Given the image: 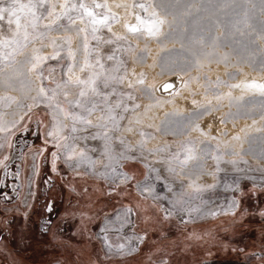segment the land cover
Listing matches in <instances>:
<instances>
[{
    "label": "rangeland",
    "instance_id": "374dc122",
    "mask_svg": "<svg viewBox=\"0 0 264 264\" xmlns=\"http://www.w3.org/2000/svg\"><path fill=\"white\" fill-rule=\"evenodd\" d=\"M130 3L123 34L111 31L118 15L95 7L104 0H16L22 25L31 11L39 17L27 42L15 37V17L3 14L0 41L19 43L0 60V127L10 129L0 131V170L19 139V198L38 163L34 153L72 175L68 167L80 166L90 186L100 185L98 206L93 210L90 195L61 236L74 254L49 264H264V96L236 86L264 75V0ZM141 3L152 7L145 12ZM85 9L97 19L108 15L107 24L91 23ZM153 11L165 21L157 35L129 30ZM56 37L64 41L57 45ZM36 57L44 59L32 71ZM168 78L182 80L185 103H160L159 85ZM151 106H159L154 119L143 118ZM17 210H24L20 199H0L1 215ZM118 213L122 226L102 229ZM14 255L0 245V264H19Z\"/></svg>",
    "mask_w": 264,
    "mask_h": 264
},
{
    "label": "flooded vegetation",
    "instance_id": "af4514ba",
    "mask_svg": "<svg viewBox=\"0 0 264 264\" xmlns=\"http://www.w3.org/2000/svg\"><path fill=\"white\" fill-rule=\"evenodd\" d=\"M61 109L64 111L63 107ZM56 133L57 131L51 137L56 139ZM17 141H14L16 147L0 170V199L5 201L20 199V206L24 210L11 212L8 218L0 214V245L9 252L14 251L19 264H49L54 258L62 257V254L67 257L74 254L73 250L65 245L67 241L61 236L69 235L71 214L86 209L90 195L96 198V201H93V210L98 206L101 187L99 184L95 188L90 186L91 183L86 177L88 172L81 171L80 166L68 167L75 171L72 173L78 174L72 175L63 167L56 170L53 164L44 166L47 163L43 162V159L47 158L45 154L34 153L38 163L36 162L32 185L33 195L31 194L28 204L23 205L19 191L23 186L21 162L24 146L21 147L19 139ZM97 162L96 170L103 165L102 161Z\"/></svg>",
    "mask_w": 264,
    "mask_h": 264
},
{
    "label": "snow or ice",
    "instance_id": "6c2138e0",
    "mask_svg": "<svg viewBox=\"0 0 264 264\" xmlns=\"http://www.w3.org/2000/svg\"><path fill=\"white\" fill-rule=\"evenodd\" d=\"M38 3H39V6H43L44 0H38ZM26 7L29 8L30 11H31L32 9H35L37 7V4H29V5L20 4L19 5V9H21V10L26 8ZM65 7H67V6H65ZM81 7H84V5H81ZM95 7H97V8H107L108 6H107V4H96ZM138 7H140L142 10L147 12L148 8L152 7V5L145 6V4L141 3V4L138 5ZM16 10H17L16 0H12L11 4L7 8L0 7V20L3 19V14L5 12L10 13L12 17H15V21H14L15 25H16L15 37H20L25 42H27L28 36H29L28 27L31 26V27L35 28V26H36L35 21L39 17H37L35 11H31L32 20L29 22V24L22 25L20 23V18L16 15ZM85 11L87 12V15L89 17L93 18L91 20V23H93V24H101V25H106L107 24V21L109 19L108 15H104L102 18L97 19L96 18V14L93 11H91L89 9H85ZM113 18H115V17H113ZM137 20H138V24L136 26H129V30L133 31V32H138V31L141 30V27H143V29L146 30L147 33L149 35H152V36L157 35L158 32L160 31V27L165 23L164 19L160 18L159 13H157L155 11H153L150 14V17L148 19H145L143 17H139L138 16ZM8 23L12 24L13 20L9 19ZM93 30L95 31V29H93ZM17 43H19V40H17L16 38H13L12 40L5 39L3 41H0V60H8L10 58V56H11V53L4 52L3 49H6L10 45L17 44ZM53 58H55V57H53ZM41 59H44V58L36 57L35 58L36 63H34L32 65V68L30 70L34 71L37 68L38 63H39V61ZM69 83H71V80H69ZM77 83L82 84V83H84V81L77 80ZM141 83H143V81H141ZM169 87H172V85H166L165 89H167ZM237 87H238V85H237ZM247 87L259 88L261 90V92H264V84H255V83H253L251 85H247ZM39 91H40L41 95H45V90L43 88H41ZM93 91H95L94 88H93ZM80 95L84 96V95H86V93L81 92ZM5 99H13V98H5ZM49 99H51V98H49ZM77 105L79 106V102H77ZM88 111L91 114L92 110L89 109ZM67 115H72V118L74 120H80V121H83V122L89 123V124L91 123L90 121L85 120V118L82 117V116H76V115L71 114V113H68ZM13 126H15V125L13 124ZM0 131H10V129H6L4 127H0ZM72 131L75 132L76 128L73 127ZM49 135H55V130L52 131V132H49ZM61 138L62 139H67V137H61ZM93 138L95 139L96 137H93ZM237 139H238V137H237ZM57 147H60V145L57 144ZM65 147L68 148V151H69L68 159H73L75 157V155H76L75 150L73 148L69 147L68 145H65ZM79 155L81 157H83L84 153L81 152ZM54 159H55V157H54ZM120 247L123 248V245H120Z\"/></svg>",
    "mask_w": 264,
    "mask_h": 264
},
{
    "label": "bare ground",
    "instance_id": "6f19581e",
    "mask_svg": "<svg viewBox=\"0 0 264 264\" xmlns=\"http://www.w3.org/2000/svg\"><path fill=\"white\" fill-rule=\"evenodd\" d=\"M104 1H105V4H107V6H108L107 7L108 12L111 13V14L113 13L115 15H118V19L121 20L120 23H119L120 26H111V31L113 33H115V34H123V31H124V28H122L123 23L125 22V20L127 18H129V17H131L133 15L132 14L133 12L130 13V10H129V8L131 6V3H130L131 0H104ZM124 12H128L127 13V16L123 15ZM54 39L57 41V43H58L57 45H59L60 43H62L64 41L63 40L64 38H62V37H56ZM59 49H61V48H59ZM55 52L57 54H59L58 55L59 57L62 54V52H59V51H55ZM70 52H72V54H74L75 53L74 52V48H71L70 49ZM75 76H77V75H75ZM179 79L180 78H176V80H170L168 78V79H164L163 81L160 82V85L159 86L162 85L161 88L159 89V93H160V103L166 105V103H169V101H171V100L176 105H181V104L185 103V102H183L185 100V98H186L185 93H184L185 92L184 88H181V86H179L177 88V85H179V84L182 83L181 82L182 80H179ZM131 80H132L131 78H130V80L129 79L128 80L126 79L125 80V82H126L125 84H129L128 82H130ZM171 81L173 83L170 84ZM253 83H255V84H264V75H255L254 77H251L250 79H245V80L240 79L239 82H236V86L238 85V88H240L244 92L251 93L253 95H262V96H264V92H261V90L259 88L247 87V85H251ZM166 85L176 86V88L174 87L175 88L174 90L171 87L165 89V86ZM177 89L178 90L181 89L183 93H177L176 94L175 93V90L177 92ZM166 92H168V93H166ZM186 105H185V107H186ZM159 106H160V104H159ZM159 106L158 107L157 106L156 107L151 106V108L153 107L154 109L155 108L158 109ZM151 108H149V109H151ZM153 108H152L151 111L148 109L150 112H146L144 114L143 118H145V119H154V117H153L154 109ZM155 114H156V111H155ZM143 118H141V119H143ZM33 155H34V162H36L37 156H36V154H33ZM36 167H37L36 164H34L33 169L27 175L26 180L28 179L29 180V183L26 184V187L24 189V192L21 195V200L23 201L22 202L23 205L28 204V202L30 201L31 194H32V192H31L32 191V185H33L34 177H35V173H36ZM180 169H181V167H180ZM125 180H126L125 178H122V179L118 180V183H123ZM26 195L28 197H26ZM111 221L108 220L107 222H105L103 224V227L104 228L105 227L107 228V227L120 226L122 224L120 222V221H122V215L120 213H118L117 215L114 216V220H111Z\"/></svg>",
    "mask_w": 264,
    "mask_h": 264
},
{
    "label": "crops",
    "instance_id": "0c3cea01",
    "mask_svg": "<svg viewBox=\"0 0 264 264\" xmlns=\"http://www.w3.org/2000/svg\"><path fill=\"white\" fill-rule=\"evenodd\" d=\"M121 184V183H120ZM120 226H122V225H120ZM120 226H116V227H114V228H118V227H120ZM102 229H106V228H104L103 226H102ZM107 230H111V229H107Z\"/></svg>",
    "mask_w": 264,
    "mask_h": 264
},
{
    "label": "built area",
    "instance_id": "2783aa9c",
    "mask_svg": "<svg viewBox=\"0 0 264 264\" xmlns=\"http://www.w3.org/2000/svg\"><path fill=\"white\" fill-rule=\"evenodd\" d=\"M28 190V189H27ZM26 197H28L27 195H26ZM24 200V199H23Z\"/></svg>",
    "mask_w": 264,
    "mask_h": 264
}]
</instances>
